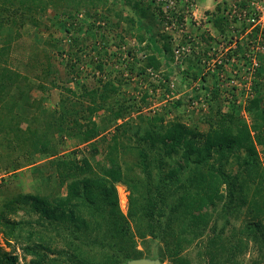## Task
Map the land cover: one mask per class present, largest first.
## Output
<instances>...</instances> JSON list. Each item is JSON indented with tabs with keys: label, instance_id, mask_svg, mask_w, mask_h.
I'll use <instances>...</instances> for the list:
<instances>
[{
	"label": "trees",
	"instance_id": "16d2710c",
	"mask_svg": "<svg viewBox=\"0 0 264 264\" xmlns=\"http://www.w3.org/2000/svg\"><path fill=\"white\" fill-rule=\"evenodd\" d=\"M222 5L210 12L217 33L225 30ZM79 14L77 32L96 29L105 55L111 43L120 51L123 32L141 44L145 27L162 20L148 0H0V233L6 243L19 245L21 257H29L26 264H126L142 257L192 264L181 257L191 246L199 248L197 257L205 264H242L236 258L249 243L259 256L251 264L264 263V71L258 72L255 95L245 106L249 122L237 107L223 111L215 103L199 120L204 131L179 119L163 123L164 113L157 111L144 118L119 94L131 78L122 70L112 69V80L99 88L82 87L84 106H70L61 97L57 107L44 108L41 99H29L30 92L34 84L43 89V79L55 85L57 69L48 50L57 44L44 41L22 73L15 70L20 58L11 61V53L20 48L24 26L48 28L59 17L72 22ZM99 18L103 25L96 24ZM82 38L70 40L61 62L68 82L85 62L87 36ZM144 48L149 51L139 65L131 51L122 59L129 74L159 71L154 48ZM160 48L170 53L168 42ZM93 64L92 69L104 68L101 58ZM35 73L39 83H30ZM150 84L141 102L156 97L158 85ZM112 127L116 133L105 140L101 134ZM65 138L85 149L65 152ZM24 168L37 187L11 190ZM11 176L13 184L2 183ZM116 184L128 192L126 213L119 208ZM242 213L249 220L240 228L231 226ZM233 237L236 241L225 249L224 239ZM18 259L0 250V264H18Z\"/></svg>",
	"mask_w": 264,
	"mask_h": 264
},
{
	"label": "rangeland",
	"instance_id": "374dc122",
	"mask_svg": "<svg viewBox=\"0 0 264 264\" xmlns=\"http://www.w3.org/2000/svg\"><path fill=\"white\" fill-rule=\"evenodd\" d=\"M148 1H150L151 5L155 7V2H153V0ZM259 1L263 2L264 4V0ZM215 2L216 0H193V3L190 7L192 8V12L196 7L199 9L197 12L198 16L204 10H208L207 8L210 9L212 6H214ZM82 17L83 16L79 14L72 22H70L68 18L59 17L57 19V17H53V19L58 20V23L57 20H54L51 24L48 23V28L40 27V29H35L30 26H24L20 30L21 38L17 40L20 48L17 49V52L11 53L10 57V60H14L15 62H17L20 58L21 62H18V64L21 63L19 64L20 66L15 67V70L19 71V73L23 72L22 70L24 64L30 61L28 60L29 56L34 55L36 52H40L43 46H45V43H43L44 41L51 42L55 45L57 44V46H55L56 48L51 47L48 50L49 54L53 56V66L55 69H57L55 85H51L48 82V79H43L41 81V86H43V89L36 87L34 84L35 88H33L30 92L29 99H41L42 106L48 109L57 107L61 97H66L67 100H70L69 103L67 102L70 106L72 104L79 106L78 103H82L84 106L86 101H82L81 98H79L80 92L83 89L82 87H85L87 90L99 88L105 82L112 80L113 73H111V70L115 69L122 70L123 76H131V78L127 81L128 85L118 89L119 94L129 99L131 103H135L136 107L140 108V115H143L144 118L151 117L154 111H157L159 113H164L163 123L169 122L171 119H179L185 123L192 124V126L197 127L199 131H204L206 127L199 122L201 116L207 113L209 105L214 106L218 104L223 111H226L231 107H237L240 117L246 123L249 122V117L245 111V106L247 105L248 100L253 98L255 95L253 88L254 82H258L261 79L258 72L264 71V53H259L258 51L254 52L252 56L257 57L258 66L256 67L253 74L245 73L244 76H241L240 74L244 73V68L242 67L243 65L247 66L248 62H246L247 60L245 57L241 58L240 55H243L244 48L246 51L250 50L251 48L250 45L245 46L244 42L247 40L242 39L238 42V49L236 52L237 61L234 67V71H237V73L234 77H230V73L227 70L230 69L229 62H226V68H224L222 64L218 65L216 63H212L211 61H205V63L202 64L201 58L197 53L202 49L200 44L212 45V36L217 34V30L209 22L210 19H207L205 22L201 21L200 26L197 29L190 28L188 30V34L191 37H195L197 39V42L196 40L193 41L196 42L195 44L193 42L190 43L192 51L188 55L184 54L176 56L173 53V46L179 39L177 38L175 41H171V36L168 35V33H164V31H162V22L156 19H154V21L152 20L153 23H150L151 25L147 23L148 20L144 21L146 25L148 24V27H145V41L143 43L139 44L136 39L128 37L123 32L124 44L121 46L120 51H117L118 48L115 46V43H111V46L109 45L106 49L108 54L105 55L104 50L100 47L99 43L100 34L96 33V29L92 31L91 29L82 27V31L77 32L78 23L79 21H82ZM237 22L238 21H235L234 23ZM103 23L104 21H101L100 18L96 21V24L103 25ZM125 25L126 24L123 22L122 26L124 27ZM66 30L70 31L68 32ZM72 30L74 32L70 33ZM229 31L230 28H228L224 34V41L231 36ZM251 33V35L254 36V33ZM117 34L122 35V31L118 29ZM84 35L87 36V38L84 39V51L82 53V58L85 60V62H82L79 65L81 73L78 72L79 75L77 76L74 74L72 81L68 82L67 80L69 75H67L65 67L62 66L63 64H61V62L65 60L64 58H66L65 51L67 50L70 40L73 38H80L83 40L82 36ZM113 35L114 33H109L107 36L114 39ZM160 35H167L168 37L166 39H161ZM257 35L258 34L256 33V38ZM117 38L118 37H115V41L118 40ZM260 39L255 40L257 45H260ZM164 41L168 42L170 45V53L168 54L163 53L162 49L160 48L162 42ZM214 41L215 42H213V45H216L218 42L217 39ZM146 44L154 48V56L161 64L159 71L155 72L153 70H147L145 75L140 76L136 75L135 73L132 75L129 74L126 71L127 69L125 70L126 65L122 59L126 58L127 51H131V53L134 54V59L132 61L139 65L140 60L143 59L145 54L149 51L148 49L144 48ZM79 47H81V45H79ZM60 52H64V54L60 55ZM118 52L120 54H118ZM262 52H264V50H262ZM119 55L121 57L117 59L116 56ZM100 58L104 63L103 70L99 71L95 68L92 69L91 66L94 65L93 63H96ZM42 60L43 58L40 59V62ZM11 65L14 67L13 64ZM163 74L166 76H163ZM36 75L38 76L39 74L35 73V75H31L30 83H39V80L35 79L34 77ZM150 83L158 85L156 86V92L154 93L156 97H148L145 102H141V96L146 93ZM67 89L70 90V92L66 91ZM150 90L151 89H149V91ZM159 97H161V99ZM176 102H179L180 105L176 106ZM75 106L74 108H77ZM96 116L97 115L95 114L93 117L95 120H97ZM131 116L132 121L137 119V113H133ZM114 133H116V131H114L112 127L111 130L101 134V136H104L105 140H108V138ZM121 139H124V137H121ZM63 141H65V152H68L67 150H72L74 148H82L83 150L85 149L84 145L78 146L72 139L65 138ZM12 156L14 157V155ZM235 167L236 165L232 166L228 170H233ZM16 174L17 179H15V184L17 185L16 187L13 186V189L10 187L11 190L23 191L25 193L30 192L34 187H37L35 186L36 184L32 182V173L30 169L24 168ZM6 180L10 182V184L14 183L12 176L10 178L4 177L2 183H6ZM115 188L117 192L119 208L123 213H126L128 192L121 184H116ZM62 192H64L63 188ZM247 220H249V218H246V216L242 213L237 219H232L230 225L235 228H240L244 223H246ZM225 234H228V232L226 231ZM234 241H236L234 237L224 239L223 244L225 249H227L226 247L233 245L232 243ZM138 248H140V245ZM196 248L194 246L187 247L182 251L181 257H183L185 260L189 259L192 264H205L203 261L198 259ZM202 249L203 247H201L200 250ZM0 250L6 253H12L13 255L17 254L19 257L17 262L18 264H26V260L29 259V257L25 259L22 258L19 245H8L1 233ZM258 258L259 256L257 255V248L252 245V243H249L247 248L244 249L242 254H240V258L236 259L242 260V264H251L253 260H258ZM162 264L171 263L166 260Z\"/></svg>",
	"mask_w": 264,
	"mask_h": 264
},
{
	"label": "built area",
	"instance_id": "2783aa9c",
	"mask_svg": "<svg viewBox=\"0 0 264 264\" xmlns=\"http://www.w3.org/2000/svg\"><path fill=\"white\" fill-rule=\"evenodd\" d=\"M155 7L158 8L161 13L162 31L168 33L171 36V41L179 39L173 46V53L178 55H188L192 49L190 43L197 39L191 37L188 34L190 28L197 29L200 26V22H205L210 19L209 22L212 24V17L210 12L214 9L217 3H222L223 14L225 16V30L223 33L218 32L215 36H212L213 42L217 39V44L213 45H202V49L199 54L202 64L205 61H211L218 65L222 64L226 68V62L230 63L227 69L230 73V77H234L237 71H234V67L237 61V49L238 42L240 40H247L246 45H250V50L243 49V55L247 60V66H244V73L240 74L244 76L245 73H254L258 66L257 57L252 56L254 52L264 53V4L259 0H216L214 6L208 10H204L200 15L197 16L198 8L192 12L190 7L193 0H153ZM261 2V3H260ZM222 10V9H221ZM238 21L237 23H234ZM230 28L231 36L224 41V34ZM173 32V34H172ZM253 32L254 36L251 35ZM257 38L255 37V34ZM261 37V39H260ZM215 38V39H214ZM257 39H260V45L256 44ZM196 42H193L194 44ZM262 42V44H261ZM190 47V48H189ZM197 54V56H198ZM239 60V59H238ZM234 64V65H233ZM246 67V68H245Z\"/></svg>",
	"mask_w": 264,
	"mask_h": 264
},
{
	"label": "water",
	"instance_id": "95a60500",
	"mask_svg": "<svg viewBox=\"0 0 264 264\" xmlns=\"http://www.w3.org/2000/svg\"><path fill=\"white\" fill-rule=\"evenodd\" d=\"M126 264H162V263L158 258L142 257V258L130 259L126 262Z\"/></svg>",
	"mask_w": 264,
	"mask_h": 264
}]
</instances>
